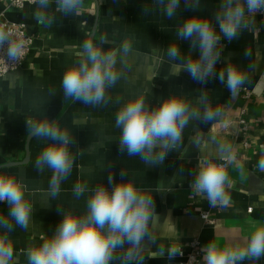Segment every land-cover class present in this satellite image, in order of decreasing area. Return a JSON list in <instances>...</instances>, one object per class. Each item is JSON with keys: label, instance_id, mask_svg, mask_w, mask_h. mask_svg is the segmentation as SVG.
<instances>
[{"label": "crops", "instance_id": "1", "mask_svg": "<svg viewBox=\"0 0 264 264\" xmlns=\"http://www.w3.org/2000/svg\"><path fill=\"white\" fill-rule=\"evenodd\" d=\"M10 1L0 0V17L24 23L35 38L22 66L0 78V165L25 158L30 134L27 120H53L68 101L61 88L62 77L65 69L79 58L85 40L99 41L101 36H107L114 43L105 45V49L115 48L125 38L132 41L126 64L117 66L120 79L107 90L109 102L92 106L72 99L54 121L76 141L69 146L74 156L73 168L61 183L58 196L46 194L51 171L45 168L40 172L35 167L36 157L47 140L32 135L28 161L0 167V174L15 175L27 185L26 196L34 208L27 229L11 221L13 231L9 236L15 248L12 264H27V249L51 236L62 218L57 208L83 215L92 190L99 185L110 186V174L119 181L121 171L139 190L153 194L156 202L159 218L150 225L154 240H146L141 250L143 264H178L179 255L172 261L166 256L161 258L159 247L180 246L186 253L194 240L200 253L197 264H203L201 249L210 241L219 246H246L255 227L264 225V172L257 167L258 160L264 157V16L256 15L252 27L239 39L223 42L221 63L217 65L219 71L223 63L233 61L248 71L250 82L243 87L251 89L252 95L244 100L242 88L232 97L218 79L201 85L186 72L176 76L174 62L166 55V47L175 41L176 28L184 18L212 17L219 0H200L201 9L197 12L185 10L181 0L173 20L155 8V0H84L79 15L71 16L59 13L52 0L49 8L43 10L52 18L50 25L35 19V4L14 9L9 7ZM178 44L187 53L189 42L181 40ZM245 49L251 52L247 58ZM193 55L197 56L198 51ZM201 89L208 91L211 105L220 108L222 115L212 125L190 123L184 130V143L168 154L163 165L148 167L139 157L119 151L120 129L115 126V118L128 99L143 94L146 103L155 106L169 95L183 94L188 102L199 106ZM241 108H245V129L240 127L237 116ZM212 136L230 144L238 163L243 165L242 171L229 167L232 185L227 188V207H209L204 197H190L192 174L200 156L216 150ZM193 137L203 138L199 149L193 146ZM76 183L88 189L79 199L73 194ZM7 212L8 205L0 202V215L7 216ZM203 212L212 222L201 217ZM241 264H264V257Z\"/></svg>", "mask_w": 264, "mask_h": 264}, {"label": "clouds", "instance_id": "2", "mask_svg": "<svg viewBox=\"0 0 264 264\" xmlns=\"http://www.w3.org/2000/svg\"><path fill=\"white\" fill-rule=\"evenodd\" d=\"M52 0H31L37 6L35 19L50 25L52 18L44 9ZM56 10L64 16L79 15L84 0H55ZM181 7V0H155L164 17L173 20ZM185 10L197 12L200 0H183ZM147 11V9H145ZM264 14V0H219L212 17L191 15L185 17L176 28V39L169 42L166 55L174 62V74L186 72L193 81L206 85L210 79H218L232 97L249 83L248 71L240 64L226 61L219 71L224 41L239 39L244 31L253 25L254 17ZM188 41L189 49L183 52L178 41ZM114 43L107 36L99 41L85 40L78 53V59L69 65L63 74L61 88L65 99H73L84 105H106L111 99L106 95L121 77L118 65L126 64V57L132 52V41L125 38L115 48L105 49ZM7 44L10 60L17 59L22 44H12L11 33L0 29V47ZM198 51V55L193 53ZM251 55L245 49V58ZM249 67H252L251 65ZM198 105L188 102L183 94L165 97L158 105L145 101L143 94L127 100L116 113L115 126L120 129L119 151L139 159L148 167L164 164L168 154L184 143V130L192 122L212 125L221 115L220 108H214L208 91L200 90ZM202 106V107H201ZM28 133L47 140L38 153L35 167L43 172L51 171L47 195L55 198L60 193L61 183L70 175L74 156L70 145L75 143L66 129H61L54 120H27ZM202 137H193L197 149ZM216 145L214 153L200 156L197 169L190 183L191 196L204 197L209 207H227L230 196L227 188L232 180L229 167L243 170L230 144L211 137ZM264 172V157L257 162ZM116 181L113 174L108 185H99L92 190L86 201V212L76 215L71 211L62 212L61 220L51 236L42 238L38 246L29 247L26 252L27 264H143L141 250L146 240L153 239L150 225L158 221L156 202L153 194L139 190L135 183L120 172ZM88 191L87 186L76 183L74 196L79 199ZM27 185L17 176L0 174V202L8 205L7 216L0 215V264H12L14 243L9 236L13 223L27 229L34 211L32 202L26 196ZM11 218V220L9 219ZM203 264H241L245 260H259L264 257V225L255 227L247 239L246 246H219L210 241L202 249ZM159 255L173 260L182 256V249L160 246Z\"/></svg>", "mask_w": 264, "mask_h": 264}, {"label": "built area", "instance_id": "3", "mask_svg": "<svg viewBox=\"0 0 264 264\" xmlns=\"http://www.w3.org/2000/svg\"><path fill=\"white\" fill-rule=\"evenodd\" d=\"M27 4H33L31 3V0H11L9 3L10 8L14 9H21L23 6ZM263 15L264 14H260ZM0 29H3L5 32H10L11 33V42L12 44H22V47L20 48L18 54H17V59L10 60L8 57L7 53V44L3 45L0 47V78L18 70L26 56L28 55L31 46L34 41V35L31 33H28L26 30V25L22 22H14L10 21L4 18L0 17ZM242 92V99L247 100L251 97L252 95V90L247 89L246 87H242L241 89ZM245 108H241L239 113H238V119L240 122V127L242 129L246 128V123L247 120L245 118ZM201 217L206 221V222H212L211 219L208 218V213L203 212L201 214ZM190 250L186 253L183 252L182 256L180 257V261L178 264H197L199 261V250H198V242L196 240L191 241L189 243ZM182 249L180 246L178 247Z\"/></svg>", "mask_w": 264, "mask_h": 264}, {"label": "water", "instance_id": "4", "mask_svg": "<svg viewBox=\"0 0 264 264\" xmlns=\"http://www.w3.org/2000/svg\"><path fill=\"white\" fill-rule=\"evenodd\" d=\"M72 99L69 98L68 101L65 103V105L63 106V108L60 110V112L58 113V115L53 119L54 121L57 120V118H59L61 116V114L63 113L64 109L67 107V105L70 103ZM32 135L29 134L27 139H26V144H25V150H26V156L25 158L21 161V162H17V163H4V164H1L0 167L2 166H8V165H13V164H24L28 161V142H29V139Z\"/></svg>", "mask_w": 264, "mask_h": 264}]
</instances>
